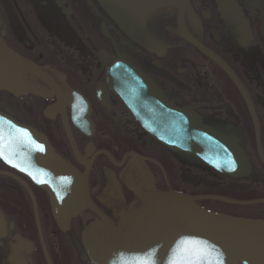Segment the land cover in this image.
Wrapping results in <instances>:
<instances>
[{
    "label": "flooded vegetation",
    "instance_id": "1",
    "mask_svg": "<svg viewBox=\"0 0 264 264\" xmlns=\"http://www.w3.org/2000/svg\"><path fill=\"white\" fill-rule=\"evenodd\" d=\"M188 1L183 31L218 55L245 88L264 154V0H233L251 34L244 50L232 40L231 21L226 10H221L220 0ZM233 25L240 27V23ZM0 40L38 65L61 95L70 93L60 109L51 108L58 103L55 92L15 96L0 91V111L45 135L62 160L86 173L97 210H84L63 223L54 215L44 190L0 161V211L5 228L0 237V264H91L82 233L88 227L101 233L102 218L120 231L143 206L145 195L176 190L189 194V186L224 184L225 175L214 174L218 181L211 183L206 164L181 158L139 128L106 80L118 55L148 76L168 101L192 106L205 123L239 140L249 156L251 175L236 180L227 177L225 187L233 190L227 193L264 189V164L257 155L246 104L224 71L180 35L175 8L130 15L96 0H0ZM228 83L233 90L225 89ZM71 93L83 97L90 109L93 131L89 135L73 122ZM193 167L201 170L195 174L199 182L192 181ZM204 200L197 203L209 209L201 204ZM254 215L264 219V209ZM45 225L50 227L48 233Z\"/></svg>",
    "mask_w": 264,
    "mask_h": 264
},
{
    "label": "water",
    "instance_id": "2",
    "mask_svg": "<svg viewBox=\"0 0 264 264\" xmlns=\"http://www.w3.org/2000/svg\"><path fill=\"white\" fill-rule=\"evenodd\" d=\"M106 7H116L130 15H140L155 9L175 8L179 33L200 52L210 58L230 78L239 90L253 125L257 155L264 164L257 118L248 94L228 65L215 53L183 31L182 18L188 0H96ZM228 4H230L228 6ZM221 10H226L232 40L244 50L251 41V34L242 12L233 0H220ZM232 11V13H230ZM239 19V20H238ZM240 21V22H239ZM234 23H240L237 28ZM30 75L47 83L44 87ZM106 80L126 104L139 128L163 148L177 154L195 158L209 168L240 179L251 175L249 156L234 136L205 123L192 106H176L140 69L129 64L122 56L109 66ZM0 91L15 96L33 93L58 96L57 105L62 109L69 90L61 95L59 87L38 65L8 49L0 40ZM73 122L89 135L93 125L88 117L85 99L71 93ZM77 97V98H76ZM76 98V99H75ZM5 136L11 133L16 139L4 152L8 160L0 161L26 177L33 185L44 190L54 215L68 224L72 217L84 210L96 211L89 195L87 175L62 160L42 133L20 123L0 111ZM11 121L15 127L9 128ZM26 130L27 135L18 132ZM42 146L43 150L40 149ZM20 183H25L14 176ZM26 186V185H25ZM144 203L137 214L120 231L102 218L101 233L92 227L82 233V244L91 264H135L138 259H154L155 264H169L178 259L181 241H206L212 246L207 259L215 261L220 254L223 264H264V219L231 216L212 212L197 204L202 199H214L229 204L251 205L264 203V198L250 201L232 200L213 195L192 196L174 191L154 192L143 196ZM4 218L0 211V237L4 234Z\"/></svg>",
    "mask_w": 264,
    "mask_h": 264
},
{
    "label": "snow or ice",
    "instance_id": "3",
    "mask_svg": "<svg viewBox=\"0 0 264 264\" xmlns=\"http://www.w3.org/2000/svg\"><path fill=\"white\" fill-rule=\"evenodd\" d=\"M9 128L15 127L12 125L11 121L8 122ZM18 132L27 135L26 130L18 129ZM16 138L8 134L7 138L5 136L4 127H3V118L0 117V157L7 160L11 163V160H8L5 156V148L11 146ZM40 147L43 150L42 146ZM181 244L184 245L180 249L181 255L178 259H172L169 261V264H223L222 259H220V254L217 253V259L215 261L208 260L207 257L210 254L212 246H209L206 241L199 240H184L181 241ZM121 264H127L126 261H122ZM135 264H155L154 259H138Z\"/></svg>",
    "mask_w": 264,
    "mask_h": 264
},
{
    "label": "trees",
    "instance_id": "4",
    "mask_svg": "<svg viewBox=\"0 0 264 264\" xmlns=\"http://www.w3.org/2000/svg\"><path fill=\"white\" fill-rule=\"evenodd\" d=\"M255 153V152H254ZM208 179L209 181H213L214 178H216L218 180V178L216 176H213L214 174H218V173H215L214 171H212L211 169L208 170ZM201 170L200 169H197V168H192V173L194 174H197V173H200ZM209 177H212V178H209ZM223 177V182H224V186L222 184H219V186L222 188L224 187L223 189L225 191H217V193H214L212 191H210L211 189V186L208 185V186H204V187H207V190L209 191H206L207 194H219V195H222V196H225L227 198H231V199H254V198H259V197H264V194L260 193L258 189L256 188H252L250 190L254 191V194H250L249 196H241V191L244 192V190L247 191V189H241L239 191H235V193H227L229 191H233V190H228V188L225 187L226 183L228 182L227 181V177L225 176H222ZM176 192H183V191H179V190H176ZM189 192V191H188ZM184 193V192H183ZM206 193H195V194H206ZM190 194V193H189ZM201 204H205L210 210H214L216 212H219V213H223L225 215H246L247 216H255L254 213L257 212L258 209H264V204L261 206V205H254V206H234V205H227V204H224V203H220V202H208V201H202ZM211 205V206H210ZM261 206V207H260Z\"/></svg>",
    "mask_w": 264,
    "mask_h": 264
},
{
    "label": "rangeland",
    "instance_id": "5",
    "mask_svg": "<svg viewBox=\"0 0 264 264\" xmlns=\"http://www.w3.org/2000/svg\"><path fill=\"white\" fill-rule=\"evenodd\" d=\"M225 89H228V90H233L232 89V87H231V85L228 83V84H226L225 85ZM249 132V131H248ZM192 159V162L194 163V164H196V165H199L200 166V164H201V162H200V160H197V159H195V158H191ZM201 173H197V175H200ZM192 177H193V182L195 183V182H199L200 181V179H196L195 178V174L194 173H192ZM209 178H212V177H209ZM179 179V178H178ZM179 182H180V180H178ZM215 181L217 182L218 180L216 179V178H214V180L213 181H210L211 183H215ZM181 183V182H180ZM180 187H183V188H185L183 185L182 186H180ZM224 187H220V186H211V190L210 191H212V192H214V193H217V191H219V190H221V191H225L224 189H223ZM186 189H188V191H189V195H192L193 196V194H195V193H206V191H209V190H207V187H204V185H199V186H189V187H187ZM258 190H259V192L260 193H262V194H264V189L262 190V189H260V188H258ZM209 191V192H210ZM250 194H254V191H252V190H247V191H241V196H249ZM206 195H213V196H220V197H225V196H222V195H219V194H207L206 193ZM225 198H227V197H225ZM260 198H263V197H259V199ZM250 200H254V199H248V200H245V201H250ZM204 201H208V202H220V203H224V204H227V205H234V206H244V207H248V206H254V205H263L264 203H257V204H251V205H239V204H229V203H225V202H222V201H219V200H214V199H205ZM211 206V205H210ZM260 206V207H261ZM260 209H258V211H259ZM45 229H46V233H48L49 232V230H50V227H49V225H45ZM31 230H34V226H33V223H31ZM49 243L51 244L52 243V238H51V235H50V237H49Z\"/></svg>",
    "mask_w": 264,
    "mask_h": 264
},
{
    "label": "bare ground",
    "instance_id": "6",
    "mask_svg": "<svg viewBox=\"0 0 264 264\" xmlns=\"http://www.w3.org/2000/svg\"><path fill=\"white\" fill-rule=\"evenodd\" d=\"M159 35H162L163 37H166L165 34H163V33H160Z\"/></svg>",
    "mask_w": 264,
    "mask_h": 264
}]
</instances>
